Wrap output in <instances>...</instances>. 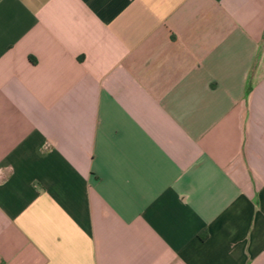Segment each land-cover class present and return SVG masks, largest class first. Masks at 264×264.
I'll return each mask as SVG.
<instances>
[{
    "label": "crops",
    "instance_id": "0c3cea01",
    "mask_svg": "<svg viewBox=\"0 0 264 264\" xmlns=\"http://www.w3.org/2000/svg\"><path fill=\"white\" fill-rule=\"evenodd\" d=\"M0 264H264V0H0Z\"/></svg>",
    "mask_w": 264,
    "mask_h": 264
}]
</instances>
